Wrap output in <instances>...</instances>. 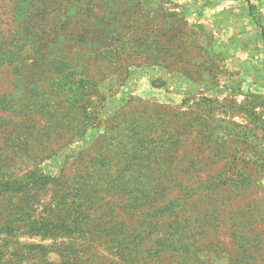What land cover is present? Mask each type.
<instances>
[{
	"label": "rangeland",
	"instance_id": "374dc122",
	"mask_svg": "<svg viewBox=\"0 0 264 264\" xmlns=\"http://www.w3.org/2000/svg\"><path fill=\"white\" fill-rule=\"evenodd\" d=\"M134 1L138 28L124 29L126 36L112 42V53L103 46L77 55L112 62L75 74L85 87L73 97L66 95L62 76L45 88L40 80L46 76L40 86L23 76L20 89L8 68H0V103L39 111L0 124V182L6 178L30 187L17 197L0 188V264L8 258L19 264H63L62 253L76 255L79 246L82 264H264V211L235 221L247 207H264V0ZM39 4L16 5L17 19L30 16L38 25L30 40L63 37L61 28L55 29L62 13L50 11L46 22ZM10 8L11 0H0L4 44L24 39ZM147 20L155 26H147ZM128 33L152 47L140 53L121 45ZM22 58L32 64L28 54ZM0 116L9 112L0 107ZM238 153L250 157L245 170L254 178L251 189L229 198L223 187L216 193L182 192L218 179L221 172L238 179ZM45 176L52 181L43 184ZM149 181L165 189L162 203L186 198L187 210L176 218L178 232L165 240L172 246L175 235V251L162 253L169 227L143 236L150 226L138 223L130 210L145 203ZM133 189L138 193L130 194ZM64 202L80 204L79 209L67 216L60 209ZM18 215L23 223H10ZM50 217L57 223L65 219L55 240L26 228ZM39 244L52 247L40 253Z\"/></svg>",
	"mask_w": 264,
	"mask_h": 264
},
{
	"label": "trees",
	"instance_id": "16d2710c",
	"mask_svg": "<svg viewBox=\"0 0 264 264\" xmlns=\"http://www.w3.org/2000/svg\"><path fill=\"white\" fill-rule=\"evenodd\" d=\"M28 1L32 0H11L10 10L11 12L13 11L12 16L17 22V32L20 33V39L24 38L23 41H15L12 44H4L0 42V68H8L12 76H15L20 83V89H24L23 85L21 86V84L25 82L23 76H25L28 81L29 79L32 80L34 84L38 86L41 85V82L43 85L46 84V82L50 83L51 81L53 82L51 84H54L55 82H59L60 80L65 79L64 86L66 88V95H70L71 97H73L76 91H78L82 84L85 82L83 79L79 80L75 74H82L81 72L83 71V69L91 67L92 64L97 66H104L105 68H107V65L105 63L110 64L112 62L111 59L90 60L85 59L84 57L78 58L77 55L85 50L86 52H99L101 47L103 46L104 49L107 50V53H112L113 51L110 49L112 46L111 44L112 42H116L115 44H118V40L122 41V39L126 36L124 29H128L130 31L133 28H138V25L133 23L134 18L132 17L133 11L135 10V8H137L136 1L134 0H68V3L66 5L64 4V0H40L38 9L42 12L44 21L48 22L47 16L50 15V11L62 13L63 17L59 19V21H56L55 29L58 30L61 28L64 34L63 37L57 35L55 38L47 39L46 42L42 41L44 38L41 39L40 37H35L37 41L33 43L32 40H30V33H32L31 29L33 25H37V23L30 16L17 19L19 9L16 10V5H23ZM120 5H123V7L125 8H120ZM146 23L149 27L155 26V24L150 20H147ZM130 34H133V32H130ZM46 38H48V33ZM108 40H110V42H108ZM125 42L129 45H127L128 47L135 48L137 51H140V53H145L150 49V47H152V44L140 42L138 38L136 40V38L132 37L131 35L129 36V33L127 34L126 39H124V42H121L120 44L125 45ZM52 53L54 54L52 57H47V55H50ZM85 53L82 54L84 55ZM24 54H28L31 58H33L32 64H27V61H25L26 58H22ZM55 76H62V78L58 81ZM44 77L45 79L40 80L41 82H39V79H42ZM53 77L55 78V80H51V78ZM36 85H32L28 82L26 86L37 87ZM82 87L84 88L85 85L83 84ZM25 106L11 104L9 102L0 103V107H2L3 110L9 112V116H0V118L4 117L2 118L3 120L0 122V124L6 121H12L15 118L26 119L27 115L29 117L30 113L33 114L32 116L39 114V111L36 109L33 110V108L28 110V114L26 112ZM78 110L80 112H83L82 115H84V117H89V114L86 113L85 107L82 110H80V108L78 107ZM74 111L75 106L70 109L68 114L72 115ZM76 122L77 121L75 120L72 124H75ZM67 129L70 130L71 126L67 127ZM237 156L238 157H236L235 160H239L238 162L240 165H238V168L236 170L234 169V171L239 176L238 179L235 180L234 178L229 176V173L224 174L223 172H221L218 175V179H214L213 181L210 180L209 182L203 181L204 183L196 187H191L190 189L189 187H185L182 189L180 187V189L183 193L187 192L188 195H191L198 194V192L202 189H207L209 191H212L213 193H216L218 189L223 187L227 195L225 197L227 198H229L230 194H233L234 197L238 196L242 190L251 189L254 183L252 179L254 178H252V176H250V173L245 170L247 167L246 163L250 160V157L248 155H240V153H238ZM4 163L5 165L3 167L6 168L9 163L6 156L4 159ZM231 168L232 167H230L229 170H232ZM168 175L171 177L173 176V174L171 173H168ZM41 181L43 184H47L49 181H52V178L50 176H45L43 179H41ZM151 183L152 181H149L150 188L147 191L148 194L146 196V199L142 200L145 201V203L141 206L138 204V202L130 210L133 211L134 216L140 218L138 220V223H144L150 226V232L143 234V236H152L153 232L159 230L160 227H169V231L166 233L165 238H160L162 240L161 246L163 247L162 253H165L166 250L169 251L174 249L175 251V249H178L175 235L173 236V244H171L172 246H168V241L165 240L169 239L171 235L177 234L180 223L176 221V218L180 213L182 214L183 210L184 212L187 210V207H184L186 206V198L182 195L180 197L171 198L167 200V202L162 203L161 197L162 195H164L165 189L163 190V188L160 187V184ZM174 183L179 184L177 183L176 179L174 180ZM226 184L228 185L227 187H225ZM0 188H2V192H4V194H10L12 195V197H15L14 195H16L17 197L20 195H24V193L30 187L28 182H19L17 180L11 182L8 179L4 178L3 181L0 182ZM135 191V189L131 190L130 194H133V192ZM137 193L138 192H135L134 194ZM133 197H136V195H133ZM211 199L212 198H209V200L212 202ZM223 199L218 201L223 202ZM60 203H62V201ZM65 204L66 203L64 202L63 207H61V204L59 205V207H61V210H65L67 212V216H70L72 212L74 213V210L77 211L80 206V204H78L77 207H75L74 205H70L69 207H67V205ZM188 206L190 207L192 205ZM138 210H143L144 215H138ZM258 211L263 213L264 207H257L256 205H254L252 208L247 207L243 212H241L238 219H235V221L241 219L240 222H242V219L246 220V218L244 217L245 215ZM159 217L165 218V221L158 222ZM14 221H16L15 223H23L24 218L18 215L15 220H12L10 223H14ZM52 222H54V219L52 217H50L49 219L46 218L33 220L29 222L26 228H28L30 231H37L38 234L36 235L40 234L43 239L52 238L55 240L57 239V235L55 234L56 229L65 226V219L59 223L54 222L53 224H51ZM159 223H161L162 225H159ZM119 225L121 229L125 228V224L123 222ZM194 226L190 222L189 224L187 223L188 231L194 230ZM160 239H158V242L160 241ZM51 245L52 244H39L37 247H35L39 250L40 253H47L49 248L52 247ZM164 245H166V247ZM76 250L78 252L73 256H69V254H66L67 250H65V253H62L63 256H66L63 264H82L84 256L81 255V252L83 250L80 246L77 247ZM19 258L21 262V259H23L22 256ZM2 263L19 264L18 259L12 258H8L5 261H2Z\"/></svg>",
	"mask_w": 264,
	"mask_h": 264
}]
</instances>
